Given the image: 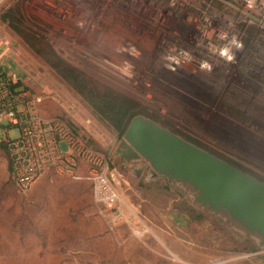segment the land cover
Returning <instances> with one entry per match:
<instances>
[{
  "label": "built area",
  "instance_id": "built-area-1",
  "mask_svg": "<svg viewBox=\"0 0 264 264\" xmlns=\"http://www.w3.org/2000/svg\"><path fill=\"white\" fill-rule=\"evenodd\" d=\"M8 1L0 0V7ZM43 4L55 16V52L74 68L103 77L105 84L138 90L143 95L137 97L149 101L165 94L183 104L179 94L186 91L234 103L257 99L264 117V0ZM15 73L0 67V143L17 191L28 194L51 174L84 177L113 221L124 219L139 238L149 234L148 224L125 200L121 168L107 151L96 148L67 117L46 114L49 91L35 90Z\"/></svg>",
  "mask_w": 264,
  "mask_h": 264
},
{
  "label": "rangeland",
  "instance_id": "rangeland-1",
  "mask_svg": "<svg viewBox=\"0 0 264 264\" xmlns=\"http://www.w3.org/2000/svg\"><path fill=\"white\" fill-rule=\"evenodd\" d=\"M55 23L43 0H9L0 7V31L20 68L15 74L35 90L49 91L43 105L46 114L67 117L96 148L107 151L121 168L125 200L134 205L150 232L139 238L124 219L113 221L108 210L95 202L84 177L73 180L51 174L28 194L19 193L6 146L0 143V264H264V248L256 235L228 216L198 206L182 185L154 177L148 162H141L145 166L138 174V161L123 168L117 150L124 134L103 120L45 57H56L74 68L53 49ZM77 71L99 88L134 100L147 114L139 115L150 119L148 115L157 111L179 130L185 124L197 126L196 117L180 100L158 94L149 101L137 97L143 95L138 90L113 87L101 76ZM236 154L250 160L251 170L263 174L259 149L242 145Z\"/></svg>",
  "mask_w": 264,
  "mask_h": 264
},
{
  "label": "water",
  "instance_id": "water-1",
  "mask_svg": "<svg viewBox=\"0 0 264 264\" xmlns=\"http://www.w3.org/2000/svg\"><path fill=\"white\" fill-rule=\"evenodd\" d=\"M117 152L123 168L148 162L154 177L182 185L198 206L228 216L264 248V182L142 115L132 119Z\"/></svg>",
  "mask_w": 264,
  "mask_h": 264
},
{
  "label": "flooded vegetation",
  "instance_id": "flooded-vegetation-1",
  "mask_svg": "<svg viewBox=\"0 0 264 264\" xmlns=\"http://www.w3.org/2000/svg\"><path fill=\"white\" fill-rule=\"evenodd\" d=\"M179 96L185 110L196 117V127L185 124L183 130H179L170 119H164L167 117L157 111L150 113V119L264 182V172L257 174L248 167L249 159L243 160L236 154L240 146L246 145L248 150L259 149L264 158V117L261 116L263 106L259 100L246 98L240 100L241 103L218 101L200 98L192 91L180 93ZM197 133L201 135L200 139L194 137ZM227 152L230 154H225Z\"/></svg>",
  "mask_w": 264,
  "mask_h": 264
},
{
  "label": "trees",
  "instance_id": "trees-1",
  "mask_svg": "<svg viewBox=\"0 0 264 264\" xmlns=\"http://www.w3.org/2000/svg\"><path fill=\"white\" fill-rule=\"evenodd\" d=\"M45 57L61 77L70 82L96 113L118 133L124 134L132 119L143 112L138 103L131 98L117 94L109 88H99L77 69L57 60L56 57L48 55Z\"/></svg>",
  "mask_w": 264,
  "mask_h": 264
},
{
  "label": "crops",
  "instance_id": "crops-1",
  "mask_svg": "<svg viewBox=\"0 0 264 264\" xmlns=\"http://www.w3.org/2000/svg\"><path fill=\"white\" fill-rule=\"evenodd\" d=\"M0 36L2 38L4 37L3 35H0ZM4 39H5V37H4ZM3 42H5V41H3ZM10 49L11 48L9 46H4V43L0 42V67L6 68L11 72H17V69L20 70V68L15 63L12 56L10 55V53H9Z\"/></svg>",
  "mask_w": 264,
  "mask_h": 264
},
{
  "label": "bare ground",
  "instance_id": "bare-ground-1",
  "mask_svg": "<svg viewBox=\"0 0 264 264\" xmlns=\"http://www.w3.org/2000/svg\"><path fill=\"white\" fill-rule=\"evenodd\" d=\"M143 164L136 166V171L139 173L143 169Z\"/></svg>",
  "mask_w": 264,
  "mask_h": 264
},
{
  "label": "clouds",
  "instance_id": "clouds-1",
  "mask_svg": "<svg viewBox=\"0 0 264 264\" xmlns=\"http://www.w3.org/2000/svg\"><path fill=\"white\" fill-rule=\"evenodd\" d=\"M249 6H251V4ZM224 54H226V53H224ZM229 59H231V57H229Z\"/></svg>",
  "mask_w": 264,
  "mask_h": 264
}]
</instances>
